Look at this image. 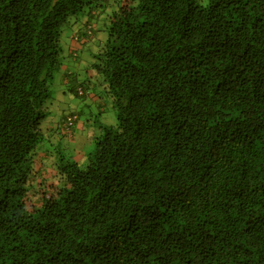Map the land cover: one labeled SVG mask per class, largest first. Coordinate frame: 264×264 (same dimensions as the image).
<instances>
[{
  "label": "trees",
  "instance_id": "trees-1",
  "mask_svg": "<svg viewBox=\"0 0 264 264\" xmlns=\"http://www.w3.org/2000/svg\"><path fill=\"white\" fill-rule=\"evenodd\" d=\"M0 264H264V0H0Z\"/></svg>",
  "mask_w": 264,
  "mask_h": 264
},
{
  "label": "rangeland",
  "instance_id": "rangeland-1",
  "mask_svg": "<svg viewBox=\"0 0 264 264\" xmlns=\"http://www.w3.org/2000/svg\"><path fill=\"white\" fill-rule=\"evenodd\" d=\"M102 35L103 33L100 32V38ZM69 36H72L71 32H69ZM71 40L72 41H70V44L77 48L78 43L76 41H73V39ZM80 49L81 46L78 48V50ZM67 50L68 49L66 48V51ZM65 56L67 59H69V51L65 53ZM71 61L77 64V62H75L74 60ZM89 62L90 58L87 54L83 53L81 57L82 70L87 69L86 66L89 64ZM71 66L72 64H70V67ZM62 72L63 67L60 71L56 73V83H54L53 87L54 93L52 95L51 102L48 106L50 109V116L47 119V122H51L52 125L56 127L60 124V120L65 113L74 112L79 115L80 119H78L77 123H75V126L73 127V133L75 134V137L72 140H65L63 145H68V148L64 145L63 150H66L67 156H70V146H72L75 150L80 149L79 163L81 166H86L88 162V154L91 153L95 148L93 140L91 141V137L94 135V133L96 134L100 131V126L102 124L116 125L118 122L117 114L116 111L107 102L109 100L104 97V93L100 92V88H98L97 90H95V87L93 88V98L92 96L75 95L65 97L62 90V86L60 84ZM81 75H83V73ZM100 109H105V111L100 112ZM75 154H77V151L75 152Z\"/></svg>",
  "mask_w": 264,
  "mask_h": 264
},
{
  "label": "crops",
  "instance_id": "crops-1",
  "mask_svg": "<svg viewBox=\"0 0 264 264\" xmlns=\"http://www.w3.org/2000/svg\"><path fill=\"white\" fill-rule=\"evenodd\" d=\"M66 61H65V65L64 66H62L63 67V72H62V74H61V77H63V75L67 72V69H70L71 67H70V64H72V61L70 60V59H65ZM80 66H82V63H80ZM88 76H86L85 77V79L87 78ZM82 78V77H81ZM60 82H61V80H60ZM61 84V86H62V88H63V84H62V82L60 83ZM94 88V84H90L89 85V87H88V89H90V90H92ZM64 91V90H63ZM64 93V96L65 97H69L70 96V94L69 93H66L65 91L63 92ZM92 94H90L89 93V96H91ZM93 96V95H92ZM104 112L105 111V109H100V112ZM71 114H76V115H78L77 113H74V112H72V113H65L63 116H62V118L63 117H67V116H69V115H71ZM91 115H92V112H91ZM78 117H79V115H78ZM61 118V119H62ZM80 119V118H79ZM83 128V127H82Z\"/></svg>",
  "mask_w": 264,
  "mask_h": 264
},
{
  "label": "built area",
  "instance_id": "built-area-1",
  "mask_svg": "<svg viewBox=\"0 0 264 264\" xmlns=\"http://www.w3.org/2000/svg\"><path fill=\"white\" fill-rule=\"evenodd\" d=\"M76 119V116H71L67 118V122L65 123L64 127L69 130L74 125Z\"/></svg>",
  "mask_w": 264,
  "mask_h": 264
},
{
  "label": "clouds",
  "instance_id": "clouds-1",
  "mask_svg": "<svg viewBox=\"0 0 264 264\" xmlns=\"http://www.w3.org/2000/svg\"><path fill=\"white\" fill-rule=\"evenodd\" d=\"M82 93V92H81Z\"/></svg>",
  "mask_w": 264,
  "mask_h": 264
}]
</instances>
